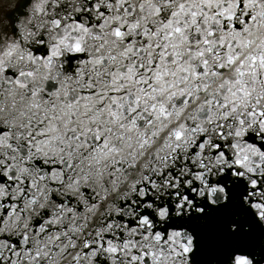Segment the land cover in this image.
Masks as SVG:
<instances>
[{
    "label": "snow or ice",
    "instance_id": "6c2138e0",
    "mask_svg": "<svg viewBox=\"0 0 264 264\" xmlns=\"http://www.w3.org/2000/svg\"><path fill=\"white\" fill-rule=\"evenodd\" d=\"M0 264H264V0H0Z\"/></svg>",
    "mask_w": 264,
    "mask_h": 264
}]
</instances>
